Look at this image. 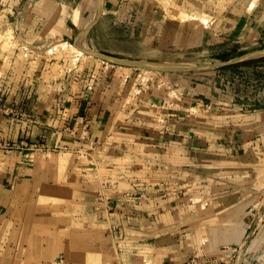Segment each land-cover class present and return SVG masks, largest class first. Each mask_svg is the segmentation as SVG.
Listing matches in <instances>:
<instances>
[{"label": "crops", "instance_id": "crops-1", "mask_svg": "<svg viewBox=\"0 0 264 264\" xmlns=\"http://www.w3.org/2000/svg\"><path fill=\"white\" fill-rule=\"evenodd\" d=\"M123 1L106 0L90 47L122 58L128 40L152 48L174 32L167 13L114 35L108 19L126 24ZM233 15L231 32H264V0L245 21ZM80 21L60 0H0V33L13 35L0 48L75 43ZM96 33L110 42L96 45ZM8 55L2 79L29 80L21 64L31 55ZM39 88L0 84V264H47V254L59 264H182L242 237L238 214L264 184V104L242 111L234 91L215 88L134 89V99L121 84Z\"/></svg>", "mask_w": 264, "mask_h": 264}, {"label": "rangeland", "instance_id": "rangeland-1", "mask_svg": "<svg viewBox=\"0 0 264 264\" xmlns=\"http://www.w3.org/2000/svg\"><path fill=\"white\" fill-rule=\"evenodd\" d=\"M60 1L69 5L70 8H75L76 6L77 11L81 15L79 27L83 29L90 23L92 16L96 14L100 3V0ZM261 1L125 0L120 7L126 10L125 12L128 14L123 17L126 24H124V21L122 23L116 22L115 16L113 18L110 17L108 22L118 31L114 35L123 36V30L127 29V27L131 28L134 22L137 24L139 20L146 21L151 18L164 21L167 13H169V23L173 20L175 28L174 32L170 33L169 31L164 34L167 37L166 40L164 37L160 41L153 42L152 48L135 47L139 46V43L128 40V43L135 48L130 47L128 50L132 55H124L122 58L179 65L210 64L229 60L264 48V32L245 37L240 34V31V33L231 32V26L229 25L230 21L233 20V13L238 12V15L241 16H235V18L242 17L245 21L247 16L254 11V7ZM105 2L106 0H104L102 5V13L105 12ZM144 9L158 10L162 13V16L155 15L151 17L148 14L143 15L142 10ZM248 10L250 14H248ZM216 23L219 26L222 25V29L218 28L215 31L214 26ZM163 29L166 30L165 25H163ZM210 30L212 31L210 32ZM87 36L82 41L83 46H86V49L97 51L88 45ZM4 39L12 40L13 35L11 33H0V41ZM73 39L74 37L68 38V42L63 44L62 42L67 40L63 37L61 41H54V44L48 42V44L50 43L49 45L39 48H0V56L9 51L8 57L21 54L26 57L31 55L30 58L32 59L30 66L21 64L23 66L22 69H32L29 74V80H27V76L25 80H22V74L14 78L16 75L14 73L12 76L15 80L14 83L13 80L2 79L3 75H1L2 81H0V84L5 88L8 84L11 89L25 86L32 91L33 95L40 89V86H60L64 89L69 84L79 81L97 85L100 83L102 86L121 84L127 88L126 93L129 94L131 99H134V89L138 92L140 91L139 89L148 90L151 87L169 91L181 87H189L192 91L199 88H215L223 89L225 92L234 91L236 94L235 104L237 105L235 108L242 111L264 104V57L210 72L160 73L119 66L89 56L83 52H78V49L74 46ZM90 40L95 42L96 45L105 46L111 39L96 33L91 35ZM37 56L40 58L37 60L33 59ZM16 65L14 61H7L6 63V66L11 68L9 70L11 72ZM33 69L36 70L34 71ZM44 71L45 74L42 73ZM98 72L100 74H97ZM25 74L27 73L25 72ZM3 80L6 82L4 83ZM193 94L197 93L192 92ZM239 177L246 176L241 175ZM259 179L261 178L257 177V180ZM255 187L256 189L252 193L253 196L250 197V201L253 203L240 211L239 217L236 219L239 224L243 223L244 228L242 229H244V232L242 237L235 244L221 247L220 253L217 255L198 252L192 256L190 255L182 264H264V184L259 181ZM229 217V215H226L224 222ZM3 248H5L4 245ZM1 256H4L3 258L6 257L5 255ZM46 258L47 264H59V261L53 260V257L48 254Z\"/></svg>", "mask_w": 264, "mask_h": 264}, {"label": "water", "instance_id": "water-1", "mask_svg": "<svg viewBox=\"0 0 264 264\" xmlns=\"http://www.w3.org/2000/svg\"><path fill=\"white\" fill-rule=\"evenodd\" d=\"M104 3V0H100L99 8L93 18V20L90 21V23L80 32V34L77 37L76 42L74 43V46L81 52L95 57L97 59L107 61L119 66H124L128 68L133 69H141V70H149L153 72H160V73H187V72H210L215 71L217 69H221L224 67H230L239 63L246 62L248 60L258 59L264 57V48L252 51L249 53H246L241 56H237L235 58L210 63V64H167V63H151V62H145V61H134L126 58H120L112 55L103 54L97 51H92L89 49H86L82 45V41L87 36L90 29L93 27V25L96 23V21L99 19V17L102 14V5Z\"/></svg>", "mask_w": 264, "mask_h": 264}, {"label": "bare ground", "instance_id": "bare-ground-1", "mask_svg": "<svg viewBox=\"0 0 264 264\" xmlns=\"http://www.w3.org/2000/svg\"><path fill=\"white\" fill-rule=\"evenodd\" d=\"M97 3V2H96ZM99 5V4H98ZM94 9V8H93ZM91 21V20H90ZM89 23V22H88ZM85 44V43H84ZM83 45V44H82ZM84 48H86V46H83ZM78 52H79V50H78ZM81 52V51H80Z\"/></svg>", "mask_w": 264, "mask_h": 264}]
</instances>
